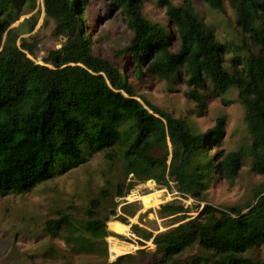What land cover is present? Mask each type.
Instances as JSON below:
<instances>
[{"label": "trees", "instance_id": "1", "mask_svg": "<svg viewBox=\"0 0 264 264\" xmlns=\"http://www.w3.org/2000/svg\"><path fill=\"white\" fill-rule=\"evenodd\" d=\"M146 1L101 0L104 6L96 12L87 9L88 0H42L44 21L54 23L53 34L63 42L39 64L36 40L21 37L36 19L14 27L34 10L35 0H0V197L28 194L106 153L108 160L121 163L124 181L131 177L115 185L110 202L148 181L164 188L172 183L181 197L202 202L217 177L233 182L249 162L262 182L244 204L222 209L205 204L195 218L155 236L136 226L131 230L152 241L151 264H179V257L195 248L198 254L181 264H263L247 254L264 245V0H184L180 5L156 0L165 9L166 26L143 15ZM194 3L221 15L227 4L238 43L218 42ZM112 9L126 17L130 37L110 60L93 54L91 33ZM90 14L94 19L87 25ZM128 72L137 83L158 78L171 87L182 85L196 112L235 90L247 144L226 155L217 152L224 118L200 133L186 118H174L137 93ZM115 207L92 199L79 219L59 213L44 223V231L66 232L67 244L100 253L97 243L112 235L106 224ZM185 212L181 205L164 204L158 215L185 220ZM117 221L127 224L124 217Z\"/></svg>", "mask_w": 264, "mask_h": 264}, {"label": "rangeland", "instance_id": "2", "mask_svg": "<svg viewBox=\"0 0 264 264\" xmlns=\"http://www.w3.org/2000/svg\"><path fill=\"white\" fill-rule=\"evenodd\" d=\"M183 1L171 0L174 5H180ZM88 2V10L97 12L104 6L101 0ZM193 6L199 17L214 30L218 42L238 43L234 15L227 4L223 5L224 15L209 9L204 3H194ZM143 15L151 22L163 26L167 24L165 9L159 7L156 0L146 1ZM31 18L36 19L32 31L21 37L36 40V62L40 64L49 51L61 46L63 39L53 34V22L44 21L42 0H35L34 10L24 15L14 27ZM93 19L94 15L86 16V24L89 25ZM126 21L120 10L112 9L109 17L100 22L91 33L95 56L112 60L114 53L128 44L130 32ZM177 47L178 43L174 42L173 50ZM126 75L133 88L138 90L137 93L144 94L151 104L174 118H186L200 133L213 128L217 119L224 118L225 136L220 148L216 149L217 152L220 150L226 155L247 144L244 111L237 101L235 90L231 89L223 96L210 100L203 110L196 112L194 104L184 99L182 85L171 87L158 78H148L137 83L130 72ZM214 152H210L209 156L212 157ZM130 179L128 177V180H123L119 161H110L106 153H99L86 164L40 184L28 194L0 197V264H111L122 256H128L129 259L119 264H151L155 259L154 245L151 240L144 241L141 235L132 231V226L155 236L195 218L205 204L219 209L244 204L253 189L262 182V178L252 173L249 162H246L235 181L217 177L202 202L181 197L172 183L164 188L152 181L136 183L124 197L128 201L116 198L110 202L115 185L127 184ZM103 191L107 194L104 195ZM96 198L104 207L113 204L116 206L115 215L106 224V230L112 235L97 243L100 253L76 249L72 243L67 244L66 232L50 235L44 231V223L55 219L59 213L67 212L79 219L89 201ZM164 204L183 206L186 209L182 215L185 220L181 219V215L160 217L158 210ZM118 217H124L127 224H120ZM111 224L114 227L110 229ZM142 244L144 247H140ZM197 254L196 248L186 252L179 257V264ZM247 257L264 264V245L247 254Z\"/></svg>", "mask_w": 264, "mask_h": 264}, {"label": "built area", "instance_id": "3", "mask_svg": "<svg viewBox=\"0 0 264 264\" xmlns=\"http://www.w3.org/2000/svg\"><path fill=\"white\" fill-rule=\"evenodd\" d=\"M122 200H125V201H128V199L127 198H122ZM117 243H119L118 241H116ZM143 243H145V242H143ZM151 243V242H150ZM150 243H148V244H150ZM117 245V244H116ZM144 244H142L140 247H144L143 246ZM145 245H147V243H145ZM138 248V247H137Z\"/></svg>", "mask_w": 264, "mask_h": 264}, {"label": "crops", "instance_id": "4", "mask_svg": "<svg viewBox=\"0 0 264 264\" xmlns=\"http://www.w3.org/2000/svg\"><path fill=\"white\" fill-rule=\"evenodd\" d=\"M112 226L114 227V225H113V224H111V225H110V229H111V228H113Z\"/></svg>", "mask_w": 264, "mask_h": 264}]
</instances>
